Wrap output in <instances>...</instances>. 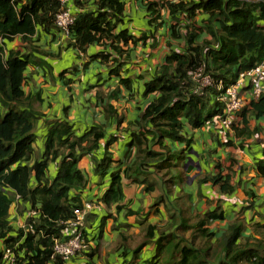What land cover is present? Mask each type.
Listing matches in <instances>:
<instances>
[{
  "label": "trees",
  "instance_id": "16d2710c",
  "mask_svg": "<svg viewBox=\"0 0 264 264\" xmlns=\"http://www.w3.org/2000/svg\"><path fill=\"white\" fill-rule=\"evenodd\" d=\"M161 1L172 17L206 15L204 31L210 38L198 41L203 30L198 29V33L194 27H185V49L170 51L161 72L144 86L143 95L154 94V99L139 113L135 122L138 131L130 134L129 144L135 149L132 164L125 165L122 171L119 167L111 172L114 156L109 147L117 137L105 139L107 123L93 124L77 136L67 118L69 106L63 108V120L47 119L40 111L43 103L40 93L32 95L23 90L29 59L36 54L45 55L35 45L39 40L36 29L56 41L59 32L54 25L55 16L68 8L61 7L56 0H0V264H65L54 253L53 246L54 241L69 239L65 236L66 223L74 219L75 210L82 208L80 193L88 181L78 164L85 156L89 157L98 186L110 177L108 188L99 200L107 207L118 205L123 198V177L129 178L149 163L160 176L166 196H174L175 189L179 190L173 201L158 197L156 204H164L167 222L145 223L144 240L133 248L129 264L136 262L144 247L150 244L154 245L155 252L147 264H264V224L255 223L254 229H250L253 231L246 235L248 223L237 216L219 234L211 230L213 222L225 220V213L219 204L204 215L190 211L192 206L182 191L184 153L167 150L159 154L148 150L149 142L161 146L165 139L186 142L190 147V139L182 134V119L196 130L214 119L224 118L220 98L225 88L241 73L264 61V0ZM74 5L77 11L71 13L74 24L70 36L62 39L54 57L60 59L63 50L68 48L86 54L89 46L99 45L102 51L91 59L106 64L107 76L128 86L130 80L121 76L129 54L125 48L145 42L147 34L134 37L127 30H118L125 17L122 0H74ZM153 7L150 5L148 10L151 15L155 13ZM18 36L26 45L23 52L10 49L5 54V42ZM82 65L86 69L88 63ZM77 72L79 68L72 65L59 73V77ZM204 78L210 85L204 86ZM67 82L70 84L71 80ZM118 94L119 90H114L105 99L117 100ZM102 100L98 97L104 118L115 119L119 127L124 117ZM240 112L264 119V96L237 114ZM147 123L151 130L145 129ZM52 163L58 167L50 177ZM254 170L264 179V150ZM199 184H211L222 195H232L240 187L239 183L231 185L229 175L220 174L204 175ZM155 186L156 183H145L144 192L149 193ZM13 204L18 213L25 214L23 228L11 224ZM248 208L254 209L252 205ZM30 211L36 215L27 216ZM126 215L135 213L128 210ZM256 217L264 221V214L256 213ZM96 218L92 212L86 214L84 228L92 229ZM103 225L102 222L100 227ZM7 249H11L13 261L4 258ZM96 253L97 249L87 246L78 256L85 254L88 264H93L91 260Z\"/></svg>",
  "mask_w": 264,
  "mask_h": 264
},
{
  "label": "crops",
  "instance_id": "0c3cea01",
  "mask_svg": "<svg viewBox=\"0 0 264 264\" xmlns=\"http://www.w3.org/2000/svg\"><path fill=\"white\" fill-rule=\"evenodd\" d=\"M178 1L180 0H172L173 3ZM122 3L125 17L123 23L118 26V30H127L128 34L134 37H139L141 34L148 36L145 42H138L136 46L130 44L125 48L129 54L127 58L124 55L126 60L121 76L130 80L128 86L118 84L117 78H109L106 73V64H101L98 59H91L97 56L103 47L89 46L86 54L73 48L64 49L60 59H56L54 55L57 54L64 37L58 34L60 39L55 41L41 33L39 28L36 29L35 34L39 35V40L35 45L45 55L36 54L29 59L31 63L25 72L23 84L25 93L32 95L40 93L43 99L40 111L47 119L63 120L65 117L63 108L69 106L67 118L72 122L77 136L88 131L93 124L107 123L105 139L117 137V141L109 147V151L114 156L111 172L119 167L122 171L126 168L125 165L132 164L135 149L129 144L130 134L138 131L135 122L138 120L139 113L154 99V94L143 95L144 86L161 72L170 51L179 52L185 49L184 37L187 33L185 27L188 29L194 27L198 33L200 32L198 29L203 30L198 41L210 38L204 31L206 15L198 13L193 18H188L186 15L172 17L169 9L162 6L161 0H122ZM150 5H154L153 15L148 11ZM66 7L72 14L77 11L74 0H67ZM24 46L26 45L19 36L13 41H6L5 54L10 49L23 52ZM84 62L88 63L86 69H82ZM72 65L77 66L79 72L60 78L59 73ZM66 80H71V83L66 84ZM114 90H119L117 100L105 99ZM242 95L246 98L245 106H247L251 102L249 94L243 90ZM98 97L103 98L104 103L107 102L118 115L124 117L119 127L115 119H108L110 120L108 121L104 118ZM182 120L184 125L182 134L188 140L190 139V147H187L186 142L178 143L165 139L161 146L149 142L148 150L159 154L167 150H180L184 153V164L188 158L191 159L192 164H183L182 172L184 178L182 191L192 206L190 211L194 213L193 210H195L198 214L204 215L214 211L219 204L225 213V220L216 221L210 225V229L215 232H218L215 229L217 224L222 230L237 216L245 219L250 226L255 223L264 224V221L256 217V213L264 214V179L258 177L254 170L255 162L261 158L264 150V119H256L248 113L240 112L233 118L232 129L228 132L219 129L217 119L196 130H193L184 119ZM151 128L149 123L145 124V129L151 130ZM245 130L247 132L244 134ZM149 164L151 165L142 166L140 172L132 173L129 178L123 177V198L118 205L107 207L99 200L108 188L110 177L107 176L102 185L98 186V178L93 175L89 157L80 158L78 167L88 181L86 189L80 193V199L82 205L93 204L94 208L91 212L97 216L93 228L85 231L89 246L97 249L91 263L129 264L132 261L134 247L126 243L127 232L130 238L136 235L134 239L141 240L142 235H138V231L142 226L144 227L145 223L163 225V222H167L164 204H156V201L158 197L173 201L179 190L175 189L174 196H166L160 184V176L155 173L153 164ZM57 167V163L49 165L50 177L55 175ZM218 174L223 177L229 175L231 185L235 186L239 183V189L232 195H222L218 188L211 184H199L202 176ZM144 182L156 183V186L149 193H145ZM72 193L76 194L75 191ZM249 205H252L254 209L248 208ZM118 207L121 209L118 210ZM16 208L15 204L10 208L11 224L15 228H23L25 214L18 213ZM128 210L133 211L135 215L127 216ZM101 221L104 223L103 228L100 227ZM245 234H250L249 226ZM154 252L153 244L144 247L133 264H143L153 257ZM84 255L76 256L65 264H88L89 260Z\"/></svg>",
  "mask_w": 264,
  "mask_h": 264
},
{
  "label": "built area",
  "instance_id": "2783aa9c",
  "mask_svg": "<svg viewBox=\"0 0 264 264\" xmlns=\"http://www.w3.org/2000/svg\"><path fill=\"white\" fill-rule=\"evenodd\" d=\"M61 7L67 6V0H56ZM74 24V16L68 11H60L55 16L54 25L62 37L70 36V30ZM204 86L210 85L207 78L203 79ZM246 90L249 94V99L252 101L258 100L264 96V61L260 62L253 69L241 73L236 81L225 88L220 101L223 103L224 118L218 120L219 129L224 132L230 131L233 118L236 114L245 107L246 98L242 95V91ZM94 208L91 203H85L80 210L74 211V219L68 221L65 236L69 237L64 242L54 241V253L58 255L64 263H68L71 259L78 256V253L85 251L89 246L88 241L85 240L86 229L83 226L84 216L90 213ZM34 211L27 213V216H35ZM82 228V229H81ZM5 259L13 261L11 249H7L4 253Z\"/></svg>",
  "mask_w": 264,
  "mask_h": 264
},
{
  "label": "rangeland",
  "instance_id": "374dc122",
  "mask_svg": "<svg viewBox=\"0 0 264 264\" xmlns=\"http://www.w3.org/2000/svg\"><path fill=\"white\" fill-rule=\"evenodd\" d=\"M231 129H232V126L230 127V130H231ZM108 177H109V176H108ZM105 191H106V190H105ZM104 193H105V192H104ZM104 193H103V194H104ZM103 194L100 196V198H102ZM100 198H99V199H100ZM164 214H165V212H164ZM166 216H167V215H166ZM125 226H129V225H125ZM248 226H249V229H251V227H252V229H254L253 225H252V226L248 225ZM215 229H217L218 234H219L221 228L218 227V224H217V226L215 227ZM143 230H144V227L142 226V227H141V230L139 229L140 232L138 231V233H139L138 235H142V239H141V240H140V239H137V238L134 239V237H135L136 235H132L131 238H130L129 235H128V232H127V234H126L127 236L125 235V239H126V241H127L126 243L129 244L130 247H137V245H139V244H140L141 242H143V240H144V239H143V233H144ZM250 231H253V230H250ZM116 239H118V238H116ZM119 239H120V238H119ZM134 240H135V243H134ZM111 243H112V242H111ZM111 243H110V244H111ZM113 245H114V244H113ZM150 245H151V244H150ZM148 246H149V245H148ZM143 264H147V263L144 262Z\"/></svg>",
  "mask_w": 264,
  "mask_h": 264
},
{
  "label": "water",
  "instance_id": "95a60500",
  "mask_svg": "<svg viewBox=\"0 0 264 264\" xmlns=\"http://www.w3.org/2000/svg\"><path fill=\"white\" fill-rule=\"evenodd\" d=\"M187 164H192V161H191V159L190 158H188L187 160H186V162H185V164L184 165H187ZM198 168V167H197ZM199 169V168H198Z\"/></svg>",
  "mask_w": 264,
  "mask_h": 264
}]
</instances>
